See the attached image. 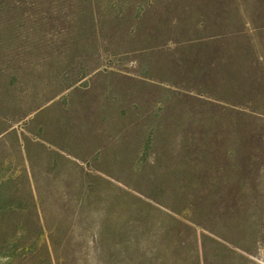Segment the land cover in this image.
I'll return each instance as SVG.
<instances>
[{
  "label": "rangeland",
  "instance_id": "374dc122",
  "mask_svg": "<svg viewBox=\"0 0 264 264\" xmlns=\"http://www.w3.org/2000/svg\"><path fill=\"white\" fill-rule=\"evenodd\" d=\"M74 3L67 28L0 20V178L42 226L0 264H190L209 150L217 184L234 110L264 115V0Z\"/></svg>",
  "mask_w": 264,
  "mask_h": 264
},
{
  "label": "trees",
  "instance_id": "16d2710c",
  "mask_svg": "<svg viewBox=\"0 0 264 264\" xmlns=\"http://www.w3.org/2000/svg\"><path fill=\"white\" fill-rule=\"evenodd\" d=\"M74 8V0H0V20L7 27L27 32L37 26L56 30L55 20L64 28L70 25L69 13ZM234 112L237 132L233 144L224 148L217 184L215 154L212 149L208 153L206 200L217 230L202 234L212 247L197 251L190 264H264V115L252 110ZM2 167L0 164V172ZM13 185L11 177L0 178V244L3 242L11 250L9 255L15 257L19 248L26 251L30 247L29 227L37 223L40 233L42 226L33 193L29 192L32 208L22 207L12 193ZM15 217L12 232L2 234L3 222Z\"/></svg>",
  "mask_w": 264,
  "mask_h": 264
}]
</instances>
